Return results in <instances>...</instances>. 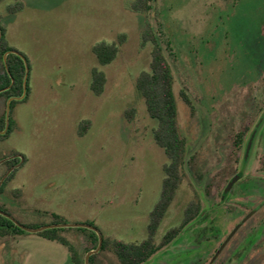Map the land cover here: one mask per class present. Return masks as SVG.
<instances>
[{
	"label": "rangeland",
	"instance_id": "rangeland-1",
	"mask_svg": "<svg viewBox=\"0 0 264 264\" xmlns=\"http://www.w3.org/2000/svg\"><path fill=\"white\" fill-rule=\"evenodd\" d=\"M17 2L24 8L9 14L6 9ZM131 2L0 0V30L29 69V95L10 108L14 131L0 140V177L15 160L19 165L15 156L24 158L6 189L20 191L12 204L27 218L19 221L22 227L90 223L103 239L139 244L147 238L168 163L153 140L157 123L135 87L139 74L150 68L152 45H141L148 24L160 36L172 73L186 145L182 182L156 245L181 224L194 193L201 195L196 173L204 185L211 172L218 177L215 185L228 177V139L257 122L264 135V0H154L148 15L132 12ZM120 35L126 41L116 59L99 66L92 47ZM93 68L106 76L99 97L89 90ZM7 101L0 96V120ZM130 109L132 122L124 116ZM83 120L91 128L80 137ZM42 232L2 237L0 264H73L72 257L84 261L97 246L87 229H56L67 246ZM216 234L189 225L149 264H204ZM206 239L212 242L202 243ZM91 258L93 264H118L109 248Z\"/></svg>",
	"mask_w": 264,
	"mask_h": 264
},
{
	"label": "trees",
	"instance_id": "trees-1",
	"mask_svg": "<svg viewBox=\"0 0 264 264\" xmlns=\"http://www.w3.org/2000/svg\"><path fill=\"white\" fill-rule=\"evenodd\" d=\"M154 0H132L129 9L132 12L148 15L153 6ZM24 8L23 3L17 2L9 6L6 10L9 14L20 12ZM1 19V17H0ZM126 41L125 35H120L116 42H101L92 47V54L95 56L99 66H106L112 63L122 46ZM152 45L151 63L149 71H143L139 74L135 87L144 99L146 112L148 116L157 123L156 129L153 130V140L155 144L163 150L168 163L163 166L164 179L160 199L149 214V223L147 226V238L139 244H126L119 241H111L103 239L101 250L109 248L116 256L118 264H145L148 262L163 246L167 245L175 236L176 230L169 231L164 237L161 244L156 245L155 236L157 230L162 223L169 207L174 200L176 191L182 182V166L186 156V145L182 138L177 123L176 108L172 93V73L170 67L163 55L160 36L148 24L144 28L141 35V45ZM10 51H16L8 45L5 40L4 32L0 39V82L1 87L14 84L8 91L0 94L6 100L12 97H20L24 91V66L14 55L8 54L5 62L3 57ZM17 62V63H16ZM28 80V79H27ZM106 85V76L98 68L91 70L90 92L99 97L103 94ZM29 95V88L26 82V96L22 101H12L10 108L15 102H24ZM128 122H132L135 116V110L130 109L124 113ZM1 125L5 126V119L0 120ZM91 128L89 120H83L78 125V136H84ZM14 131V123L9 119V128L4 136H0V140L7 139ZM194 202L190 201L184 210V220L189 221L195 215ZM93 226L92 224H88ZM56 229L43 231L41 235L49 241H57L67 246L64 239L57 236ZM14 233H23L19 229H15ZM12 234V231L0 227V237H6ZM93 243L98 245L97 236L91 232ZM97 246H94L95 249ZM90 257L89 262L93 264ZM73 264H84V261L75 260L72 257Z\"/></svg>",
	"mask_w": 264,
	"mask_h": 264
},
{
	"label": "flooded vegetation",
	"instance_id": "flooded-vegetation-1",
	"mask_svg": "<svg viewBox=\"0 0 264 264\" xmlns=\"http://www.w3.org/2000/svg\"><path fill=\"white\" fill-rule=\"evenodd\" d=\"M14 56L20 60L16 55ZM13 84L14 81L11 80V85L1 87L0 82V94L8 91ZM262 126V122H257L228 139L226 157L229 174L228 177H222L221 185H215L214 181L218 177L213 172L209 174L206 185L203 184L201 174L196 173L195 179L199 183L196 189H201L202 193L201 195L194 193L191 199L195 204V215L189 221L184 220L183 217L181 224L172 229L176 230L172 240L182 237L189 225H193L198 231L207 230L211 234H219L218 236L216 234L217 237H212L214 240L217 239L216 246L204 264H264V135ZM1 132L0 136H4ZM17 164L15 160L13 170L11 172L9 170L0 177V182L3 181L0 186V227L9 229L12 234L15 229L26 233L15 225L27 219L12 204L13 195H20V191L6 190L7 184L11 182L18 168ZM205 242L211 243L212 240L202 241V243ZM149 263L150 260L145 264Z\"/></svg>",
	"mask_w": 264,
	"mask_h": 264
},
{
	"label": "water",
	"instance_id": "water-1",
	"mask_svg": "<svg viewBox=\"0 0 264 264\" xmlns=\"http://www.w3.org/2000/svg\"><path fill=\"white\" fill-rule=\"evenodd\" d=\"M1 38H2V31L0 30V39ZM8 54L16 55L23 63L24 73H25V75H24V91H23V94L20 97L8 99L7 105H6V113H5V128L1 132V135H5L7 133L8 128H9L10 103L12 101H22L25 98V96H26V82H27V79H28V72H29L27 60H26V58L23 55H21L17 51H10V52H8V53H6L4 55V57H3L4 58V62H5L6 56ZM14 159H19V165H21L24 162V158H22L21 156H15ZM11 170H13V169H11ZM11 170H10V172H11ZM2 183H3V181L0 182V186H1ZM15 225L18 228L22 229L23 231H25L27 233H40V232L45 231V230L62 229V228H70V227L83 228V229H87V230L92 231L97 236L98 245H97V247L94 250L89 251L87 253V255H86L85 259H84V264H89L90 257L92 255L97 254V253L100 252L101 247H102V243H103V238H102L101 234L93 226H90V225H85V224H83V225H65V224H62V225L47 226V227H43V228H39V229H27V228L22 227V226H20L18 224H15Z\"/></svg>",
	"mask_w": 264,
	"mask_h": 264
}]
</instances>
